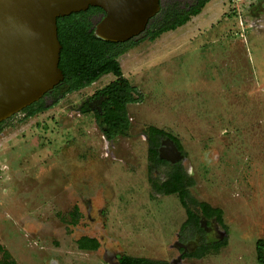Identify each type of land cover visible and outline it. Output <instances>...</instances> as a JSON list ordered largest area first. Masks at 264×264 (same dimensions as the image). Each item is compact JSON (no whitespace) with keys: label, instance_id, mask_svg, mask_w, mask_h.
<instances>
[{"label":"rangeland","instance_id":"374dc122","mask_svg":"<svg viewBox=\"0 0 264 264\" xmlns=\"http://www.w3.org/2000/svg\"><path fill=\"white\" fill-rule=\"evenodd\" d=\"M189 0H162L181 7ZM188 8V7H187ZM158 20H155V24ZM119 61L139 90L132 125L110 157L95 124L65 109L107 82L68 96L0 135V263L118 264L121 255L169 264H261L264 241V4L212 0L183 27L137 40ZM54 116V119H52ZM61 124V125H59ZM149 127L174 137L188 208L222 211L218 241L183 257L194 225L179 196L160 190L172 165L151 166ZM160 188V189H159ZM95 238L97 251L79 241ZM211 244V245H212ZM205 250V249H200Z\"/></svg>","mask_w":264,"mask_h":264},{"label":"water","instance_id":"95a60500","mask_svg":"<svg viewBox=\"0 0 264 264\" xmlns=\"http://www.w3.org/2000/svg\"><path fill=\"white\" fill-rule=\"evenodd\" d=\"M101 8L96 37L125 43L141 36L161 11V0H0V123L38 102L64 80L59 67V18ZM160 158H182L167 138ZM205 223V221H204ZM218 241L217 237L212 239Z\"/></svg>","mask_w":264,"mask_h":264},{"label":"flooded vegetation","instance_id":"af4514ba","mask_svg":"<svg viewBox=\"0 0 264 264\" xmlns=\"http://www.w3.org/2000/svg\"><path fill=\"white\" fill-rule=\"evenodd\" d=\"M189 1H193L195 3L193 5L191 3H188L189 5L183 6V7L176 5L173 8H170V6H167L164 8L162 4V0H161V11L155 18H153L149 22L147 30L141 36L133 38L132 40H129L128 42L121 43L120 45H122L123 47H127V51H128L130 46L136 43L137 40L142 39L143 37H146L147 35L148 37L153 36V34L159 31L167 23V20L170 22L177 20L185 12H188L191 8L195 7L198 4L199 0H189ZM87 11H83L82 13L86 14ZM104 17L105 16L100 14L98 16H92L88 18V20L93 23L92 28L94 27L96 28V26L103 20ZM155 20H158L156 24L154 22ZM76 22L79 23L78 21ZM59 27H60V33L63 36V38L65 39L71 38L72 33H74V30H75V26L73 25V23H70V21L63 20L61 21V24ZM95 28L93 29L94 35H95ZM119 46L112 49L111 53L113 55L116 50H118L117 52L121 50V46L120 47ZM62 50H61V55H62ZM127 51H125L123 54H125ZM59 67H60V63H59ZM60 69L64 74V80L61 81V83L58 86H56L52 91L45 94L38 102L34 103L33 105L26 108L22 112L16 114L15 116L17 117V116L22 115L23 116L22 122H27L28 120L34 119L38 117L39 115L44 114L53 109H56V108L61 109L62 102L68 96L74 93H79L86 89H89L90 87H92V85L96 84L100 80L104 78H109L108 81L104 82L101 87H99L98 89H95L92 93L87 94L85 97L80 98L75 104H70L69 106L65 108L67 109V111L71 113L70 117H72L73 114H76L79 117L90 119L95 124V126L99 129V131H101L102 139L105 143V148L107 149L106 155H104L105 156L104 161L108 160L107 158L110 157L109 151L111 148L115 147V143L118 142L119 137L121 135H128V137L131 136V134L128 133V129H130L132 125V119L129 117L128 108L132 105L137 104L140 101L139 100L140 99L139 90L137 89V87L131 85L127 81V79H125L124 77L123 79L125 80L121 79V77H117L109 73V74L103 75L100 79H98L97 81L93 82L90 85L78 88L70 92L69 89L75 87V84H74L75 81L68 82L66 80L65 71L62 69V67H60ZM91 76L93 75L91 74L89 75L87 74V76L84 75L83 77H86V78H83V79L88 80L91 78ZM52 119H54V116H52ZM5 123L6 121L0 123L1 125L0 135L4 134L3 126ZM144 136L146 140L147 152H148L149 157L151 158L152 149H155L158 153L157 155L158 162H153V160L151 159V161L153 162L151 166L153 167V166H156L157 164L172 165L174 172L172 173L171 178L162 185H165L169 181H171L173 179V176H175L177 173L183 174L181 163L186 158L181 151L179 143L174 137L167 136V137L160 138L159 145L155 147L147 131L144 134ZM167 138L172 139L176 147L178 148V150L182 153V158L179 159L178 161L170 162L168 160L160 158V148L163 147V141ZM198 219H199L200 228L194 227V230L191 235V237H193V240L188 243H178L179 247L182 250L183 257H185V255L187 254L196 253L200 249H205V248L210 247L212 244L210 243L212 242V239L218 237V228L216 226L218 222L215 218H207L206 216L203 215V217H198ZM188 226H184V229L186 227L188 228ZM83 238H90V237H83ZM91 239H95V238H91Z\"/></svg>","mask_w":264,"mask_h":264},{"label":"trees","instance_id":"16d2710c","mask_svg":"<svg viewBox=\"0 0 264 264\" xmlns=\"http://www.w3.org/2000/svg\"><path fill=\"white\" fill-rule=\"evenodd\" d=\"M212 0H199L198 4L191 8L188 12H185L175 21H168L167 23L153 36L149 37L151 40L159 38L162 34L170 31H175L176 29L185 26L192 17H196L202 13L205 6ZM259 5L258 3H256ZM264 4V3H263ZM260 6V5H259ZM171 12V10H170ZM102 14L105 16L104 11L98 7H90L86 14L82 12L73 13L70 16L59 18L57 21L58 25V37L62 45V55L60 59V67L65 71L66 80L68 82L75 81V87L69 89V91L76 90L78 88L92 84L93 82L100 79L105 74H113L117 77L123 79V73L121 64L118 61L120 56L127 51V47L120 45L121 43H113L104 41L94 35L93 23L88 20L92 16H98ZM66 20L73 23L75 26L74 33H72L71 38L65 39L60 33L61 21ZM78 21L79 23H77ZM121 46V50L115 51L114 55L111 53L113 48ZM119 46V47H120ZM100 69V71H99ZM91 74L90 79L85 80L84 75ZM82 76V77H81ZM125 80V79H123ZM127 83V82H126ZM118 84V83H117ZM128 84V83H127ZM129 86V85H128ZM127 86V87H128ZM132 89V88H130ZM1 126V125H0ZM148 134L151 137L154 146L157 147L160 143V138L172 137L165 131L149 127ZM151 159L153 162H158L157 151L155 149L151 150ZM184 176L181 173H177L173 176V179L167 184L162 185L161 189L165 195H178L183 207L186 209L188 220L185 226L192 223L194 227H199L198 216L195 215L189 208L186 202V190L184 187ZM204 216L207 218H215L218 223L224 226L222 219V211L219 209H214L208 204L201 206ZM201 230V229H200ZM226 245V241L221 243H216L211 245L205 250H199L193 254H187L185 257H202L208 254L212 249L215 251L219 250L221 247ZM100 247V243L96 239L82 238L79 241V248L83 251H97ZM259 254V261L264 264V241H261L257 247ZM0 264H18L14 259L11 258L8 252L4 253V259ZM118 264H169L162 261H154L144 257H134L130 255H121Z\"/></svg>","mask_w":264,"mask_h":264},{"label":"built area","instance_id":"2783aa9c","mask_svg":"<svg viewBox=\"0 0 264 264\" xmlns=\"http://www.w3.org/2000/svg\"><path fill=\"white\" fill-rule=\"evenodd\" d=\"M232 4L234 5H246V4H254L258 3L261 5L264 3V0H230Z\"/></svg>","mask_w":264,"mask_h":264}]
</instances>
